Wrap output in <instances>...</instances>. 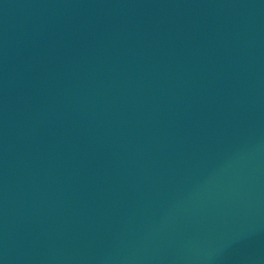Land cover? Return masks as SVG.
I'll return each instance as SVG.
<instances>
[{"label": "water", "instance_id": "obj_1", "mask_svg": "<svg viewBox=\"0 0 264 264\" xmlns=\"http://www.w3.org/2000/svg\"><path fill=\"white\" fill-rule=\"evenodd\" d=\"M0 264H264V0H0Z\"/></svg>", "mask_w": 264, "mask_h": 264}]
</instances>
